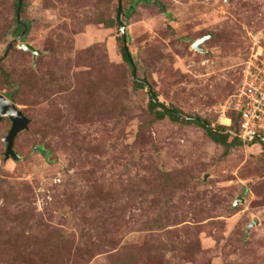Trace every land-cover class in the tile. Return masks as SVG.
<instances>
[{"label":"rangeland","instance_id":"374dc122","mask_svg":"<svg viewBox=\"0 0 264 264\" xmlns=\"http://www.w3.org/2000/svg\"><path fill=\"white\" fill-rule=\"evenodd\" d=\"M19 1L0 0V94L31 123L16 161L0 122V264H264V147L150 107L224 126L264 63V0H122L135 69L120 0Z\"/></svg>","mask_w":264,"mask_h":264},{"label":"built area","instance_id":"2783aa9c","mask_svg":"<svg viewBox=\"0 0 264 264\" xmlns=\"http://www.w3.org/2000/svg\"><path fill=\"white\" fill-rule=\"evenodd\" d=\"M244 71L238 90L227 101L221 110L223 117L233 111L240 117V131L229 130L232 135L239 137L243 142L259 140L264 142V63L251 65ZM231 126L233 118L224 117ZM229 121V122H228ZM227 132V131H226Z\"/></svg>","mask_w":264,"mask_h":264},{"label":"water","instance_id":"95a60500","mask_svg":"<svg viewBox=\"0 0 264 264\" xmlns=\"http://www.w3.org/2000/svg\"><path fill=\"white\" fill-rule=\"evenodd\" d=\"M121 2H122V0H120L119 23H120L121 32L124 36L125 46L128 49V47H127V42H128L127 27L125 26V24L121 20V15H122V3ZM19 3H20V6H19V12H18L19 14L18 15H19V19H20L21 10L24 6L25 0H20ZM209 38H210V36H205L204 38L198 40L194 44V48L196 50L202 51L201 44L206 42ZM19 47L26 50V51L32 52L34 57H37L38 55L41 54V51L38 50L36 47H34L30 43H21L19 45ZM129 56L131 57L132 63H134V60H133L131 54H129ZM6 117H8L12 121V128L9 131V133L7 134V136L4 138L5 149H6V152H5L6 159L12 158V159L18 161L22 157L15 150V140H16V137L21 132H23L29 128V124L31 123V120L24 114L23 111L18 109V107L16 106V104L12 100L7 98L5 95L0 94V122ZM238 202L239 201H237L236 203H238ZM258 223H259L258 220H255V222H253V224H251L250 227H253L254 225H256Z\"/></svg>","mask_w":264,"mask_h":264},{"label":"trees","instance_id":"16d2710c","mask_svg":"<svg viewBox=\"0 0 264 264\" xmlns=\"http://www.w3.org/2000/svg\"><path fill=\"white\" fill-rule=\"evenodd\" d=\"M20 6V3L18 4V7ZM121 39L123 41L124 40V36L121 37ZM130 52L129 50L126 48V46L124 45L123 47V56L125 58V60L130 63L133 68L134 64L132 63L131 57L129 56ZM133 69V70H134ZM135 72V71H134ZM136 84L139 88H144L145 84L144 82L141 81H137L136 79ZM151 93V104L150 107L152 109V111L155 113L156 117L159 120H163L165 118H170L173 121L176 122H180V121H186L188 123H197L199 125H201L203 128H205L207 130V132L209 133L210 137L217 143H221V144H228V141L231 139H233L232 143L233 144H238L241 142H243L242 139H240L237 136L232 135L230 132H228L229 130H233L235 132H239L240 131V117L238 114H236L235 112L231 111L228 113V115L230 117L233 118L234 122L231 126L222 124L224 126H220L219 128L217 127H211L209 122L200 118V117H189L188 119H184L182 117V113L180 112L179 109L174 108V107H167L164 104H161L158 100V95L157 92L153 89L150 90ZM227 131V132H226ZM252 144H260L264 147V142L263 141H259V140H254L253 142H250Z\"/></svg>","mask_w":264,"mask_h":264}]
</instances>
